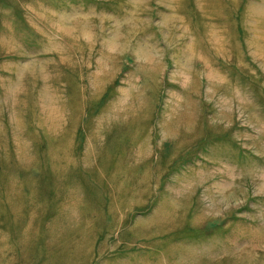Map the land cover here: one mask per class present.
I'll use <instances>...</instances> for the list:
<instances>
[{
    "label": "rangeland",
    "instance_id": "obj_1",
    "mask_svg": "<svg viewBox=\"0 0 264 264\" xmlns=\"http://www.w3.org/2000/svg\"><path fill=\"white\" fill-rule=\"evenodd\" d=\"M0 264H264V0H0Z\"/></svg>",
    "mask_w": 264,
    "mask_h": 264
}]
</instances>
